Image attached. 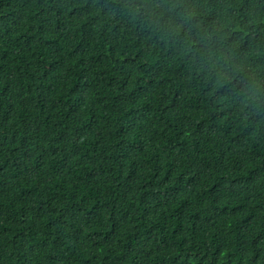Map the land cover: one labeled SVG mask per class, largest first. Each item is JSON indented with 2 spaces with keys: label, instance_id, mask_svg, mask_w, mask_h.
Masks as SVG:
<instances>
[{
  "label": "trees",
  "instance_id": "16d2710c",
  "mask_svg": "<svg viewBox=\"0 0 264 264\" xmlns=\"http://www.w3.org/2000/svg\"><path fill=\"white\" fill-rule=\"evenodd\" d=\"M0 264H264V0H0Z\"/></svg>",
  "mask_w": 264,
  "mask_h": 264
}]
</instances>
